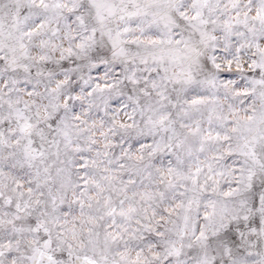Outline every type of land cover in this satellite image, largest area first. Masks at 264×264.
<instances>
[{
    "label": "snow or ice",
    "instance_id": "1",
    "mask_svg": "<svg viewBox=\"0 0 264 264\" xmlns=\"http://www.w3.org/2000/svg\"><path fill=\"white\" fill-rule=\"evenodd\" d=\"M0 264H264V0H0Z\"/></svg>",
    "mask_w": 264,
    "mask_h": 264
}]
</instances>
